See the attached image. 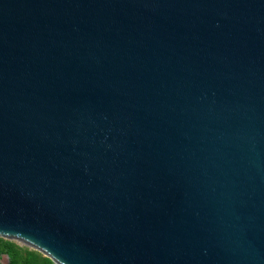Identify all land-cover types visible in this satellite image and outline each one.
I'll return each instance as SVG.
<instances>
[{
  "label": "water",
  "instance_id": "water-1",
  "mask_svg": "<svg viewBox=\"0 0 264 264\" xmlns=\"http://www.w3.org/2000/svg\"><path fill=\"white\" fill-rule=\"evenodd\" d=\"M0 238L264 264V0H0Z\"/></svg>",
  "mask_w": 264,
  "mask_h": 264
},
{
  "label": "trees",
  "instance_id": "trees-1",
  "mask_svg": "<svg viewBox=\"0 0 264 264\" xmlns=\"http://www.w3.org/2000/svg\"><path fill=\"white\" fill-rule=\"evenodd\" d=\"M2 256L7 257V264H54L36 250L20 247L14 241L0 238V260Z\"/></svg>",
  "mask_w": 264,
  "mask_h": 264
},
{
  "label": "rangeland",
  "instance_id": "rangeland-1",
  "mask_svg": "<svg viewBox=\"0 0 264 264\" xmlns=\"http://www.w3.org/2000/svg\"><path fill=\"white\" fill-rule=\"evenodd\" d=\"M14 242L17 243L20 247H27V246L23 245L22 243H19V242H16V241H14ZM7 262H8L7 257L6 256H2V258L0 260V264H7Z\"/></svg>",
  "mask_w": 264,
  "mask_h": 264
}]
</instances>
